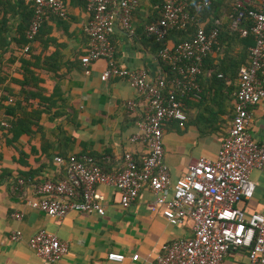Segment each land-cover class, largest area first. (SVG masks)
Wrapping results in <instances>:
<instances>
[{
    "label": "crops",
    "instance_id": "crops-1",
    "mask_svg": "<svg viewBox=\"0 0 264 264\" xmlns=\"http://www.w3.org/2000/svg\"><path fill=\"white\" fill-rule=\"evenodd\" d=\"M215 14L222 20V27L229 26L232 13L231 0H215ZM67 12L65 19L48 15L38 40L25 53L11 44L10 52L0 61L7 70L5 81L0 84V99L8 97L4 105L20 100L34 122L40 109H49L38 118V126L31 127L30 134L14 137L9 132L10 118L0 111V175L21 174L27 181V195L34 197L33 186L44 180L64 177V168L54 162L56 156H92L98 161L110 157L107 166L121 167L119 159L130 152L137 160L145 155V147L132 142L137 133V121L145 111L130 85L118 78L100 79L106 69V61L98 60L88 67L81 59L87 51L84 28L90 19L85 0H63ZM156 0H140L133 14L132 29L116 28L111 36L117 62L129 70H145L149 78L158 73V46L145 34L147 24L156 21L160 14ZM29 0L24 1L23 12L29 10ZM253 5L264 11V0H254ZM213 17H203L202 23ZM22 22V14L12 19L15 30ZM242 51L241 45L219 44L207 56L200 76V85L206 92V100L186 108L187 122L183 129L176 122L170 123L163 137L165 163L171 179L181 178L187 167L204 157L215 160L222 141L231 127L237 76L233 75L231 56ZM31 74L23 70V63ZM225 68V85L217 86L214 74ZM0 75L4 73L0 72ZM27 77L25 81L24 78ZM25 81V87L21 82ZM134 100L137 110L129 113L125 103ZM249 133L256 143L264 141V101L251 108ZM36 118H35V117ZM35 118V119H34ZM9 179H0V264H43L29 247L30 240L45 230L68 245V253L55 264H158L164 245L192 236L193 225L185 221L170 225L161 210H153L154 197L142 190L128 208L120 204L118 191L111 186H98L103 197L105 214L71 211L63 219H54L24 204L21 195ZM15 178H18L15 177ZM250 179L255 183L252 199L242 202L238 208L247 216L264 213V173L254 170ZM15 212L22 214L15 220ZM20 231L22 239L9 242V236ZM125 255L123 263L107 260V254ZM138 255L136 261L131 260ZM247 251L241 249L226 256L222 264H246Z\"/></svg>",
    "mask_w": 264,
    "mask_h": 264
},
{
    "label": "built area",
    "instance_id": "built-area-1",
    "mask_svg": "<svg viewBox=\"0 0 264 264\" xmlns=\"http://www.w3.org/2000/svg\"><path fill=\"white\" fill-rule=\"evenodd\" d=\"M191 0H162L159 18L146 25L145 34L157 43H163L172 31L196 28L189 41L173 47L164 46L157 55L158 73L149 78L142 69L129 70L116 59L111 36L118 27L132 29V18L140 0H85L90 19L84 28L87 51L81 62L88 67L100 59L106 69L100 79L118 78L133 88L145 111L137 121V133L132 142L141 143L146 153L137 160L124 152L119 165H110L112 159L98 161L92 156H56L55 164L64 168V177L44 180L33 186L34 197L27 195V181L22 177L9 182L21 195L24 204L54 219H63L69 212L105 214L103 197L97 188L114 187L120 195L123 208L132 205L142 190L154 197L153 210H161L170 225L191 221L192 236L163 246L158 264H222L224 258L241 249L247 251L246 264H264V213L246 215L238 206L252 199L255 183L250 179L254 170L264 173V141L256 143L249 133L251 108L264 101V11L253 5L254 0H231L232 13L229 28L240 37L252 36L248 62L237 72L234 117L227 136L221 143L215 160L201 157L187 167L186 173L172 180L165 163L164 132L176 122L183 129L187 122L184 99L199 98L202 88L199 77L204 61L217 44L222 20L215 19L206 30L188 12ZM32 17L26 38L33 41L48 15L67 17L63 0H29ZM29 50V45L24 51ZM165 68H170L167 73ZM221 77V76H220ZM129 113L138 104L128 100ZM12 217L19 221L22 214ZM22 239L20 231L13 232L9 242ZM29 247L43 264H55L68 253V245L52 233L42 230L29 242ZM138 255L131 260L136 261ZM107 260L123 263L125 255L111 252Z\"/></svg>",
    "mask_w": 264,
    "mask_h": 264
},
{
    "label": "trees",
    "instance_id": "trees-1",
    "mask_svg": "<svg viewBox=\"0 0 264 264\" xmlns=\"http://www.w3.org/2000/svg\"><path fill=\"white\" fill-rule=\"evenodd\" d=\"M25 0H0V57L3 54H7L10 52V46L14 41L17 44V47L25 53V57H28L32 52V49L29 47V50L27 52L24 51L25 46L31 45L35 40H38L40 36V31L39 30L38 34L36 35L35 39L31 42H29L26 38V32L28 30L29 22L32 17V9H31V4L29 3V10L26 11L25 13L23 12V5H24ZM216 1L215 0H191L189 2L188 6V12L190 15L194 16L197 23L201 24L205 27L206 30H209L214 22L215 19H218L219 16L215 14L216 9ZM157 4V10L158 13L160 14L163 2L162 0H156L155 2ZM232 12V11H230ZM17 14H22V22L19 24V26L16 28L15 33L16 37H13V32H14V23L12 24V19L14 16ZM214 18L210 19V21L206 23H202L203 17H213ZM157 20V19H156ZM43 26V25H42ZM42 28V27H41ZM196 28L193 25L188 26V28L184 31H172L170 32L169 36L166 38V40L163 43H157L154 39H152L158 46V52L164 47H173L176 44H179L184 41H189L195 34ZM219 44L227 45L228 48L230 46H235V45H241L242 46V51L240 53H237L233 56L230 57L229 61L232 64V74L237 76L238 69L246 65L248 62V56H249V48L253 46L254 41L252 36L249 34V36L242 38L237 32H232L229 28V26H223L220 28V35L217 40V44L214 45L213 50L218 47ZM206 61V59H205ZM204 61V62H205ZM23 63V70L26 74H31V71L28 69V66L25 64L24 61ZM204 69V68H203ZM167 73H170V68H165ZM225 68H222L221 71H218L214 74L213 81L218 85L217 86H223L225 85ZM0 72L4 73V75H0V84L5 81V78L7 77V70L0 61ZM221 76V77H220ZM237 78V77H236ZM24 80H27V77L25 76ZM25 81L21 84L22 87H25L26 83ZM199 84H200V77H199ZM201 86V85H200ZM202 88V87H201ZM8 97H4L0 99V111L5 115V118H10L9 119V124L11 125V129L9 130L10 133L13 134L14 137H18L21 134H30L31 133V127L32 126H38V118L40 115L44 112L49 111V109H40L39 112H37V118L35 119L34 122L30 121L27 122L25 120V117H31L29 113H25L26 110H28L27 107H23L22 102L20 100H15L13 103H9L8 105H4V101H7ZM204 100H206V92L202 90L200 97L196 98L193 97V95L188 96L187 98L184 99V104H185V113H186V108L189 106H194L199 105L202 103ZM234 104H235V99H234ZM234 117V112L232 116V120ZM18 177L26 178L23 177L21 174H16ZM17 176H2L0 175V179L3 177L9 179L10 177H17Z\"/></svg>",
    "mask_w": 264,
    "mask_h": 264
}]
</instances>
